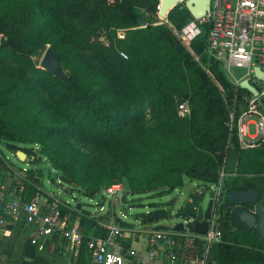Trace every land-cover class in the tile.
Segmentation results:
<instances>
[{
  "label": "trees",
  "instance_id": "16d2710c",
  "mask_svg": "<svg viewBox=\"0 0 264 264\" xmlns=\"http://www.w3.org/2000/svg\"><path fill=\"white\" fill-rule=\"evenodd\" d=\"M159 2L0 0V142L12 152L22 149L48 160L60 180L90 198L123 179L131 193L169 191L185 178L208 189L218 181L223 159L236 150L235 174L224 178L215 205L222 241L210 255L215 264H264V241L256 228L232 226L227 198L230 190H252L264 203V141L240 148L231 135L223 96L230 100L234 88L204 52L207 26L185 45L174 30L192 19L189 11L177 5L160 20ZM60 14L82 21L84 29L67 27ZM101 35L107 43L96 38ZM47 44L61 56L65 81L33 59ZM176 98L189 100V117L177 115ZM75 136L101 159L88 155L72 140ZM227 164L225 159L228 172ZM25 173L36 181L31 168ZM22 181V190L11 181L22 200L40 192ZM197 196L191 193L178 210L186 220L203 218ZM166 216L160 207L144 219ZM86 240L78 250L83 257L89 252ZM28 246L34 250L26 244L25 254Z\"/></svg>",
  "mask_w": 264,
  "mask_h": 264
},
{
  "label": "built area",
  "instance_id": "2783aa9c",
  "mask_svg": "<svg viewBox=\"0 0 264 264\" xmlns=\"http://www.w3.org/2000/svg\"><path fill=\"white\" fill-rule=\"evenodd\" d=\"M107 2L112 3L113 0ZM202 25L208 28L204 52L220 66L234 88L230 100L223 96L231 135L236 136L240 148L252 147L264 141V104L261 101L264 100V79L256 73V69L264 73V0H210L209 10L204 16L192 17L174 32L187 45L201 33ZM117 34L119 37L123 36L121 31H117ZM2 39L3 34L0 33V43ZM195 59L198 60V56ZM231 67L243 68L244 73L235 76L230 71ZM242 81L253 86L257 94L241 87ZM176 111L180 117H189V100L176 98ZM252 125L253 132L250 131ZM223 163L219 169L218 181L212 186L216 203L220 197L222 182L229 175L225 170V159ZM27 170L22 168L24 173ZM22 180L28 181L25 175L16 172L10 182L14 181L19 185V190H22ZM120 185V182H113L106 186L103 189L105 196L117 194L122 189ZM4 187L3 180H0V191ZM120 194L121 198L124 193ZM3 197H0V208L5 213L23 215L24 222L33 226L36 238L45 239L56 234L66 241L71 253L78 252L83 243V235L79 220L68 221L66 212L69 209L75 210L70 203L44 190L24 201L16 196L11 187L3 191ZM119 202L123 204L121 200ZM121 216L125 218L126 215L121 212ZM6 223V218L0 215V230ZM98 223L106 234L87 238L86 246L91 261L94 264H124L126 254L136 253L133 248L124 244V239L134 230L116 222L114 217ZM177 238L181 240L178 242ZM221 241L222 231L213 209L207 230L203 234L191 230L151 229L146 237L143 262L156 264L161 257L165 264H215L210 249Z\"/></svg>",
  "mask_w": 264,
  "mask_h": 264
},
{
  "label": "rangeland",
  "instance_id": "374dc122",
  "mask_svg": "<svg viewBox=\"0 0 264 264\" xmlns=\"http://www.w3.org/2000/svg\"><path fill=\"white\" fill-rule=\"evenodd\" d=\"M178 5H184V1H182ZM60 17L67 27L72 28L75 31L79 32L84 29L82 21L70 20L62 14H60ZM157 18L162 20V18L158 17V13ZM92 38L94 39V37ZM96 38L107 43L103 35ZM45 49L46 48L41 49L39 53L33 57L37 65H39V62ZM230 71L235 76H240L244 73L243 68L237 67H231ZM250 129L251 132L254 131L253 125ZM72 140L91 157L95 159H101V156L93 149V147L86 143L81 137L75 136L72 138ZM231 148L233 149L232 145ZM33 149L38 151L40 150V147L34 145ZM231 152L229 151V154H231L232 156L230 159V165L233 164L236 166V159L238 157V153L236 150H231ZM34 156L35 155H26L23 161L19 160L16 158L15 152H12L2 142H0V158L2 159V164H4L3 166L2 164H0V167L2 169L7 170L6 179L8 180L6 181L7 183H5L8 184L13 174L16 173V171L14 172L12 171V169L22 171V168H31L33 170L34 177H36L35 183L40 186L41 190L48 191L49 193L57 195L59 198L62 199V201L68 202V204L70 203V205L75 210H77L75 204L77 203V201H80L82 203L83 209L97 214V217H95L96 221H98V219L103 220L98 217V214L100 213H102L101 215L107 214L108 216L117 215L120 219L124 220L125 222L133 224L138 230H145L146 228L150 227L152 223L155 222L167 225L168 227H173L177 223L184 221L185 218L178 214V210H180L187 203L191 193H193V195H195L196 197H199L197 195H199L200 193V199L197 202V207H199L201 214H203L210 201V192L208 190H213L212 186L214 185L212 184V186H210L207 190H204L201 188V186L203 185L201 181H189V179L185 178V181L182 186L175 187L174 189L169 191L153 190L141 193H131L126 180L123 179V181L120 182L122 185V189L117 194L110 197L105 196V193L103 191H100L92 197V200H89L90 197L84 195L81 189L73 188L67 185L62 180H60L59 171L53 169L52 165L48 160H37ZM9 162L12 163V166ZM23 174L26 176V173L23 172ZM233 174L235 173H230L229 175ZM121 192L125 193V195L124 197L122 196L120 198ZM119 198L123 202L122 205L119 202ZM95 201H97L98 203H94ZM215 205L216 202L214 201L213 209H215ZM101 206L102 209H100ZM160 207L166 210V217L160 218L157 221L154 220L152 222L145 220L146 213L155 208ZM121 212L125 213V218L121 216ZM142 236L144 235L142 234Z\"/></svg>",
  "mask_w": 264,
  "mask_h": 264
},
{
  "label": "crops",
  "instance_id": "0c3cea01",
  "mask_svg": "<svg viewBox=\"0 0 264 264\" xmlns=\"http://www.w3.org/2000/svg\"><path fill=\"white\" fill-rule=\"evenodd\" d=\"M231 157V154H228L225 158L226 162L228 163L227 170L229 174L235 171V165H230ZM16 158L22 161L25 159V157H23V159H20L17 155ZM9 163L12 166V163ZM6 171L7 170H3L2 172H0V180H3V183L8 180L6 179ZM12 171H16L18 174L24 175L22 171L15 169H12ZM28 181L34 184L38 189H40V186L35 183V180L30 179ZM189 181L191 180L189 179ZM6 183L4 184V189L0 191V197H3V191L8 190L11 187L10 181L8 184ZM201 188L207 190L203 185L201 186ZM208 191L210 192L211 190ZM189 200L190 198L188 199V201ZM75 206L77 209L76 211L73 209H69L66 212L68 221L71 222L76 219L79 220L80 231L83 235V238H88L90 236H100V234L102 233V226L98 223V221L100 222L108 220V215L105 214L107 217L101 218L104 215H101L102 213H100L98 214V217L103 220L98 219V221H96L95 217H97V214L83 209L82 203L80 201H77ZM0 215H3L7 221L6 226L0 230V264H21L23 260L31 262L33 264H94L91 261L89 252H87L85 257H83V255H79L78 252L76 254L71 253L68 249L66 241L60 236H58L57 238H51L50 236L45 239L36 238L33 226L28 225L24 222L23 215L17 216L5 213L1 208ZM122 221L125 222L121 219L119 223H121ZM147 221L152 222L148 219ZM157 224L160 223L155 222L145 230H138L133 224L127 223V226L131 227L134 231H132L130 235H127V238L124 239V244L126 247L133 248L136 253L134 255L126 254L124 264H145L143 262V258L145 256L146 237L150 230L154 229V226ZM142 234L144 236H142ZM26 244L33 245L34 250H32L31 246H28V253L25 254L24 248ZM156 264H165V261L163 260V258L159 257Z\"/></svg>",
  "mask_w": 264,
  "mask_h": 264
},
{
  "label": "water",
  "instance_id": "95a60500",
  "mask_svg": "<svg viewBox=\"0 0 264 264\" xmlns=\"http://www.w3.org/2000/svg\"><path fill=\"white\" fill-rule=\"evenodd\" d=\"M184 1V6L189 11L190 15L194 18H201L209 10L210 0H160L158 7V17L164 19L167 17L168 12ZM40 68L57 75L60 79L66 80L68 75L61 64V56L47 44L46 49L41 57L38 65ZM258 76L264 79V73H261L259 69H256ZM241 87L247 88L255 95L256 89L249 85L247 81L241 82ZM264 104V100H261ZM16 155L23 159L25 153L22 150H17ZM210 201L203 213L201 221H195L194 219H185L182 222L177 223L173 227H168L164 224H157L154 229H173L175 231L191 230L198 234H203L207 230L208 219L211 218L214 205L215 193L213 190L209 193ZM231 209L229 211L230 221L234 228H240L244 230H251L256 228L259 237L264 241V203H261L255 192L252 190H230L227 194ZM247 204H251V207H247ZM21 264H33L31 262L22 261Z\"/></svg>",
  "mask_w": 264,
  "mask_h": 264
}]
</instances>
